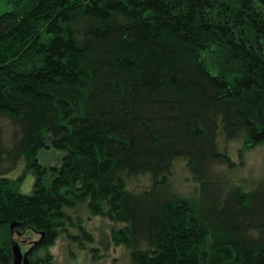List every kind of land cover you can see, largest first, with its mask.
I'll return each instance as SVG.
<instances>
[{"label":"trees","instance_id":"trees-1","mask_svg":"<svg viewBox=\"0 0 264 264\" xmlns=\"http://www.w3.org/2000/svg\"><path fill=\"white\" fill-rule=\"evenodd\" d=\"M4 1L0 117L15 128L10 145L0 129V161L25 166L0 175V264L27 228L29 264H59L64 233L100 257L66 211L80 203L132 264H264V175L227 179L233 141L264 146V0ZM178 161L191 193L172 180Z\"/></svg>","mask_w":264,"mask_h":264},{"label":"rangeland","instance_id":"rangeland-1","mask_svg":"<svg viewBox=\"0 0 264 264\" xmlns=\"http://www.w3.org/2000/svg\"><path fill=\"white\" fill-rule=\"evenodd\" d=\"M11 9V5L0 0V12ZM14 125L4 117H0V129L3 140L9 143V138L14 131ZM240 144L233 141L230 145V155L236 165L227 167V179L231 183H238L248 188L253 184L255 178L264 175V146L246 150L240 154L238 150ZM64 152L55 148H42L38 153L39 161L45 165H58L62 161ZM25 166V159L16 162L13 159L2 158L0 161V175L17 176ZM225 169V167H222ZM264 177V176H263ZM145 180L144 178L142 179ZM175 187L183 192L191 193L196 188L194 181L184 167L182 161H178L172 174ZM35 175L29 171L25 174L19 191L26 195L34 192ZM66 211L77 220L81 218L82 223L89 228L96 237L93 246L98 247L100 257H95L92 249L80 248L75 240L71 239L66 233L62 234L55 245L51 248L54 254V261L59 264H132L130 252L125 246H115L110 236L111 222L101 216H91L89 207L86 203H80L75 208H67ZM72 233H80L75 227H70ZM40 234L33 229L25 230V237L16 236V241L20 244L23 251L31 247L33 241H37ZM32 241V242H31Z\"/></svg>","mask_w":264,"mask_h":264},{"label":"water","instance_id":"water-1","mask_svg":"<svg viewBox=\"0 0 264 264\" xmlns=\"http://www.w3.org/2000/svg\"><path fill=\"white\" fill-rule=\"evenodd\" d=\"M29 251H23L20 244L15 242L13 244V264H29Z\"/></svg>","mask_w":264,"mask_h":264}]
</instances>
